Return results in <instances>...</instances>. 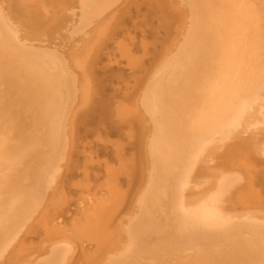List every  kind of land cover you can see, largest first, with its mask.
<instances>
[{"label": "bare ground", "instance_id": "bare-ground-1", "mask_svg": "<svg viewBox=\"0 0 264 264\" xmlns=\"http://www.w3.org/2000/svg\"><path fill=\"white\" fill-rule=\"evenodd\" d=\"M0 264H264V0H0Z\"/></svg>", "mask_w": 264, "mask_h": 264}]
</instances>
